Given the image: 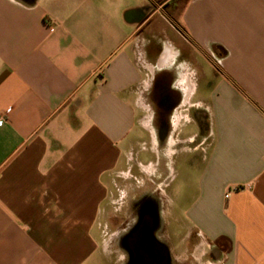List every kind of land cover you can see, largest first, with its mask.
<instances>
[{
	"label": "crops",
	"instance_id": "0c3cea01",
	"mask_svg": "<svg viewBox=\"0 0 264 264\" xmlns=\"http://www.w3.org/2000/svg\"><path fill=\"white\" fill-rule=\"evenodd\" d=\"M172 2L0 0V264H128L133 217L117 244L99 222L130 182L167 205L168 264H264V0H186L184 35Z\"/></svg>",
	"mask_w": 264,
	"mask_h": 264
},
{
	"label": "rangeland",
	"instance_id": "374dc122",
	"mask_svg": "<svg viewBox=\"0 0 264 264\" xmlns=\"http://www.w3.org/2000/svg\"><path fill=\"white\" fill-rule=\"evenodd\" d=\"M185 2L186 0H173L172 5H170L168 8V11L167 9L165 10L166 11L165 14H168L166 15L167 18L172 17L178 23L180 13H181V10L183 9ZM174 28L184 35V32L181 31V29H178L175 26ZM189 52H186V55L189 58V62L191 61L190 64L192 65L194 64V58L190 55ZM187 111L188 112H186V114H189L190 112V114L193 115V117L197 118L199 122L198 125H199L201 132L202 131L206 132V130H208V127H209L208 126V113L204 109H198V110L194 109L192 110V112H191V109H187ZM145 121H147V119H145ZM149 126L154 128L152 124H150ZM141 178L145 179L142 173H141ZM178 181H179V178H177V181H176L177 184H178ZM150 185L151 184H148L147 182H145V186L140 189L138 187L133 186L131 182L129 184L124 183V184L119 185V187L122 186L120 190L123 191V197H120V194H118V196H116L115 194L113 199L116 203L109 206L107 217L101 219L99 222L102 227L104 225L108 227L106 231H104V234L100 236L101 241L103 240L107 242L112 241V244H117L118 240L116 241L117 239V235L115 231L116 228L119 227L122 223H125V224L131 223V218L133 217V213L137 211L136 208H137L138 203H140L144 199L145 201H147V203L150 202L149 205L153 209L155 208L158 212L163 211L164 207H165V210L167 211V205L166 206L163 205L160 199V196L157 193H153L152 187ZM175 224L176 226L174 229L176 231L173 232V235L169 236L167 232L168 248L175 249V247H178V248L180 247L179 249L181 250L182 255L185 254L184 251L186 247L187 249H191V248L193 250L197 249L198 246L200 245V242L196 239L195 236H193V234L189 236L188 239H186V227L184 223L182 221L180 222V220H177Z\"/></svg>",
	"mask_w": 264,
	"mask_h": 264
},
{
	"label": "flooded vegetation",
	"instance_id": "af4514ba",
	"mask_svg": "<svg viewBox=\"0 0 264 264\" xmlns=\"http://www.w3.org/2000/svg\"><path fill=\"white\" fill-rule=\"evenodd\" d=\"M154 101L152 126L160 141L167 137V115L170 110L167 105V82L159 76L151 91ZM150 202L142 200L133 213V221L122 237L124 249L128 252V264H168V254L163 250L161 242L154 234L159 227V213L153 209Z\"/></svg>",
	"mask_w": 264,
	"mask_h": 264
},
{
	"label": "trees",
	"instance_id": "16d2710c",
	"mask_svg": "<svg viewBox=\"0 0 264 264\" xmlns=\"http://www.w3.org/2000/svg\"><path fill=\"white\" fill-rule=\"evenodd\" d=\"M169 20L172 22V24L178 28L181 29V31H183V29L180 27V25L173 19V18H169ZM184 32V31H183Z\"/></svg>",
	"mask_w": 264,
	"mask_h": 264
}]
</instances>
